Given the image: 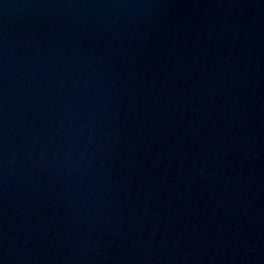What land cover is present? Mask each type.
<instances>
[{"label":"water","instance_id":"water-1","mask_svg":"<svg viewBox=\"0 0 264 264\" xmlns=\"http://www.w3.org/2000/svg\"><path fill=\"white\" fill-rule=\"evenodd\" d=\"M0 264H264V0H0Z\"/></svg>","mask_w":264,"mask_h":264}]
</instances>
